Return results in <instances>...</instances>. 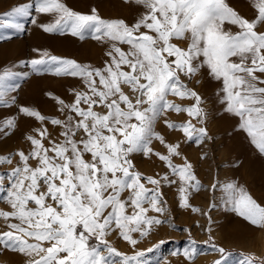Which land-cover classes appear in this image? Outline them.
<instances>
[{
	"label": "snow or ice",
	"instance_id": "6c2138e0",
	"mask_svg": "<svg viewBox=\"0 0 264 264\" xmlns=\"http://www.w3.org/2000/svg\"><path fill=\"white\" fill-rule=\"evenodd\" d=\"M135 3L145 11L132 26L123 20H104L95 9L92 14L74 12L60 0H32L0 15V33L24 32L25 24L20 21L31 18L35 24L34 11L56 16L54 23L41 25L47 33L69 32L80 39L87 35L111 42L107 53L110 62L103 69L49 56L47 52L30 62L33 71L39 72L43 66L56 76L79 77L88 90L74 92L71 104L52 97L60 105V112L67 109L69 113L65 120L50 121L63 129V140L50 141L52 147L45 148L46 129L38 130L41 139L27 137L32 151L18 152L20 164L7 177L0 176V192L6 193L0 201L11 208L0 210V218L9 229L0 232V245L30 257L28 264H149L145 256L153 248L129 255L112 246L108 236L118 231L135 248L139 241L132 233L144 237L154 224L162 223L147 216L150 210L165 211L162 194L157 187L145 186H158L160 181L142 177L129 159L133 153H152L153 139L168 149V155H156L179 177L180 207L190 206L189 188H200L190 164L176 166L171 162V156L180 155L179 144H166L164 137L154 131L158 118L169 111L185 112L203 122L206 114L200 107L201 97L187 88L182 75L191 78L207 68L209 76L221 84L217 95L223 110L237 118L236 130L244 133L250 145L264 156V31L257 30L264 25V0H253L257 14L251 21L240 16L226 0ZM226 24L239 31L226 30ZM0 39H4L2 34ZM173 40L187 41V46L182 48ZM119 45H127V51ZM14 75L7 69L0 72V103L5 106L8 92L18 87L9 83ZM170 95L194 99L195 104L183 107L170 101ZM96 107L104 111H96ZM20 112L41 122L47 119L27 107H21ZM165 124L169 129L182 130L189 140L194 138L193 133H198L197 141L207 136L205 128L196 129L191 121L176 124L165 120ZM14 127L15 120L8 119L0 132ZM30 159L37 161L36 167L30 165ZM0 163H11V158H0ZM4 179L10 181L7 187ZM221 191L233 212L254 226L264 227V206L243 186L227 183ZM125 192L129 195L122 199ZM145 203L150 207H143ZM129 207L131 214L127 212ZM192 244L184 250L190 259L198 251L195 242ZM212 247L220 253L215 264H223L225 249L214 244ZM240 264L256 261L249 256Z\"/></svg>",
	"mask_w": 264,
	"mask_h": 264
},
{
	"label": "rangeland",
	"instance_id": "374dc122",
	"mask_svg": "<svg viewBox=\"0 0 264 264\" xmlns=\"http://www.w3.org/2000/svg\"><path fill=\"white\" fill-rule=\"evenodd\" d=\"M32 0H0V15L10 11L13 7L30 3ZM70 10L81 14H96L107 21L123 20L132 26L144 13L145 9L135 3V0H60ZM226 3L240 16L250 21L256 16L253 0H226ZM36 23H31V18L21 20L25 24V31L17 33L11 30L0 33L4 39H0V72L10 70L15 75L9 83L18 85L14 91L8 92L4 98L7 106L0 103V126L8 119L15 120L14 128H6L0 132V158L10 157L11 163H0V176L7 177L11 171L20 164L18 152L28 154L32 151V144L27 139L33 136L41 139L38 130L46 129V138L43 139L45 148H51L50 141L60 143L63 140L60 126L53 125L52 119L65 120L68 113L59 111L60 105L52 97H58L66 104L74 101V92H85L87 86L79 77L56 76L50 71H33L31 61L40 59L44 52L49 56L73 60L81 65L103 69L106 62H110L107 53L111 50V42L106 39L96 40L87 36L80 39L71 35L47 33L41 25L55 22L54 14H38L33 11ZM226 30L237 32L239 29L233 25H225ZM264 31V25L257 29ZM57 42V43H56ZM180 47H186L187 41L173 40ZM127 51V45H119ZM36 50V51H34ZM202 59V58H201ZM27 73V76L24 75ZM181 80L188 89L194 90L201 97L200 107L205 116L192 118L185 112L177 114L174 111L163 113L154 124V131L164 137L166 144H179L178 156H171V162L176 166L185 163L191 165V171L200 181L199 190L189 188L187 193L189 207H180L179 188L181 182L177 175H173L171 168L166 162L159 159L156 153L168 155L165 144L153 139L150 147L152 153L145 156L143 153L130 155L134 165V171L142 174V177H153L160 181L158 186L145 184L146 188H158L162 194V206L165 211L157 213L149 211L148 217H155L162 223L151 227L147 236L132 233L133 238L139 242L133 248L123 240L117 232H112L108 240L119 251L133 254L135 251H144L153 248L152 252L146 253L145 259L149 264H215L220 259V253L212 247L225 249L226 259L223 264H240L244 257H252L256 264L264 261V227L252 225L244 218L231 210L230 205L222 199L221 187L227 183H235L243 186L248 193L262 206H264V179L254 177L245 167L244 156H239L240 151L249 143L245 134L236 130L237 118L226 113L224 105L219 103L217 95L221 84L213 80L207 68L201 70L193 77L181 76ZM126 92L127 88L124 89ZM14 98V101H13ZM168 99L183 107L195 104L194 99H180L169 96ZM87 107V105H81ZM21 107H27L39 111L47 119L44 122L33 117H28L20 112ZM96 111H104L100 107ZM75 116L74 113H70ZM165 120L176 124L191 121L196 129L201 127L207 131V136L197 141L198 133H193L194 138L189 140L182 130L169 129ZM7 132V135H5ZM79 138V136L77 137ZM250 145V143H249ZM255 153L258 151L250 145ZM53 154L51 151L48 153ZM90 159L89 156L85 157ZM244 158V159H243ZM264 158V157H263ZM32 167L37 166L35 159H30ZM165 176L168 177L165 180ZM264 176V175H263ZM169 181H175L169 183ZM144 183V180L141 181ZM7 187L10 183L4 179ZM216 185V188H213ZM6 193L0 192V197ZM129 195L125 192L122 199ZM32 207L33 205H29ZM145 208L150 206L145 203ZM192 208L199 209L193 212ZM0 210L11 211L6 202L0 201ZM128 214L132 208L127 209ZM10 222H17L12 220ZM9 230L3 218H0V232ZM164 241L163 244L160 242ZM197 248L194 258L185 255V249L193 246ZM30 257L6 249L0 245V264H28Z\"/></svg>",
	"mask_w": 264,
	"mask_h": 264
},
{
	"label": "bare ground",
	"instance_id": "6f19581e",
	"mask_svg": "<svg viewBox=\"0 0 264 264\" xmlns=\"http://www.w3.org/2000/svg\"><path fill=\"white\" fill-rule=\"evenodd\" d=\"M239 156H244L245 167L251 176L262 177L264 179V156H261L259 153H255L249 143L244 150L240 151Z\"/></svg>",
	"mask_w": 264,
	"mask_h": 264
}]
</instances>
